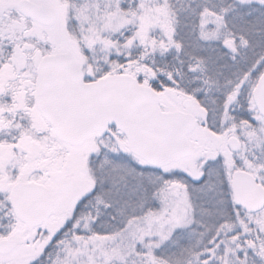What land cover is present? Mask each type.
I'll list each match as a JSON object with an SVG mask.
<instances>
[{
  "label": "snow or ice",
  "instance_id": "obj_1",
  "mask_svg": "<svg viewBox=\"0 0 264 264\" xmlns=\"http://www.w3.org/2000/svg\"><path fill=\"white\" fill-rule=\"evenodd\" d=\"M0 264H264V0H0Z\"/></svg>",
  "mask_w": 264,
  "mask_h": 264
}]
</instances>
